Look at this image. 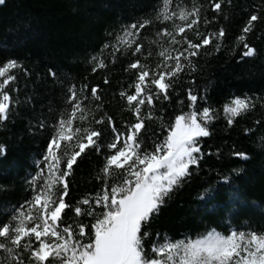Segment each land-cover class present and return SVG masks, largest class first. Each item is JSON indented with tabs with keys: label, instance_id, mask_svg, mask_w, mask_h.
<instances>
[{
	"label": "trees",
	"instance_id": "1",
	"mask_svg": "<svg viewBox=\"0 0 264 264\" xmlns=\"http://www.w3.org/2000/svg\"><path fill=\"white\" fill-rule=\"evenodd\" d=\"M177 5L188 11L200 7L199 30L207 34L223 27L225 37L219 52L209 45L193 58L195 70L186 69L179 76L174 91L169 92L170 101L161 97L156 103L153 115L162 119L145 121L149 127L142 134L143 148L153 150L154 144L167 135L175 116L189 111L188 88L205 98L198 100L196 110L212 107L216 109V119L208 125L211 135L200 138L206 154L200 167L191 169V177L172 193L159 215L144 229L151 234L144 242L149 251L153 243L166 235L185 239L213 229L228 232L231 228L264 232V0H231V4H222L220 13L212 10V0H173L169 10L179 11ZM162 7V0H5L0 5V65L15 59L27 70V74L14 71L17 79L10 88L18 89L13 97L21 103L10 120L0 125V146L6 150V154L0 155V187L5 189L0 191V223L9 219L6 214L12 206L19 207L32 198L28 180L37 171L36 162L52 135L51 128L41 130L36 125L40 120L46 125L55 124L61 112L71 109L66 104V89L71 84L78 87L86 84L89 97L91 89L99 86L100 101H86L84 106L93 111L95 119L105 113L107 116L105 125H93L105 130L101 151L87 150L67 178L66 203L76 206L78 201L101 191L104 184L101 169L106 157L112 154L106 147L113 139V133L107 130V117L122 132L126 131L125 122H136L126 100L119 95L121 91L128 94L135 91L129 85H134L136 71L126 69L137 59L150 71L155 69L162 63L158 55L161 47H169L167 38L156 35L163 28L172 31L174 27L171 21L161 23L156 19ZM254 13L260 19L247 34L246 42L257 53L241 60L244 47L237 37ZM205 18L210 23L205 24ZM144 20L153 23L140 30L138 38H130L143 45L141 53L133 55L136 44L129 49L121 46L113 62L111 45L116 43V36L126 26ZM175 23L182 24L178 18ZM185 34L193 42H199L191 32ZM106 43L110 45L108 49L103 48ZM98 54L106 67L94 72L98 62L91 61V57ZM49 69L56 72L55 79L49 75ZM245 96L252 97L256 106L230 126L223 107L233 98ZM97 104H102V108L97 109ZM148 111L145 103L142 115ZM233 153H246L249 158L244 160ZM108 183L111 186L113 181ZM208 188L216 189L213 196L199 199L200 193ZM232 192L239 194L238 200L229 195ZM63 221L74 228L77 223L85 224L87 236L91 237L93 217L77 218L69 209ZM23 258L30 260L27 252H23Z\"/></svg>",
	"mask_w": 264,
	"mask_h": 264
},
{
	"label": "snow or ice",
	"instance_id": "2",
	"mask_svg": "<svg viewBox=\"0 0 264 264\" xmlns=\"http://www.w3.org/2000/svg\"><path fill=\"white\" fill-rule=\"evenodd\" d=\"M225 2L231 4V0H212V10L220 13ZM4 3L5 0H0V5ZM172 3L173 0H162L163 7L156 16L161 23L171 21L174 26L172 31L163 28L156 34L161 39H168L169 47L162 46L158 53L162 63L150 71L137 59L126 69L136 71L135 83L129 85L135 91L133 94L121 91L119 95L126 100L136 122H125L123 127L126 131L122 132L112 118L107 117V130L113 133V139L106 147L112 154L106 157L101 169L104 184L100 192L83 198L76 206L66 203L65 198L69 194L67 178L72 174L78 158L89 149L100 152L102 148L100 141L105 130L93 125H105L107 114L95 119L93 111L84 106L86 101H100L99 86L91 89L89 97L86 84L79 87L71 84L66 89V104L71 105V109L61 112L55 124L46 125L44 120H40L36 125L41 130L51 128L52 135L44 154L36 162L37 171L28 180L32 198L19 207L12 206L6 214L9 219L0 223V250L7 254V258L0 259V264H24L23 252L28 253L30 264H264V233L232 230L224 235L213 229L195 239L172 241L165 238L162 243H153L150 251L145 249V239L151 234L144 229L159 215L172 193L191 177V169L200 167L206 155L200 138L211 135L208 125L216 119V109L212 107L196 110L198 100L205 98L193 94V89L188 88L189 111L175 116L167 128V135L154 144V150L143 148L142 134H146L149 127L145 121L162 119L153 115L156 103L161 97L170 101L169 92L174 91L179 76L186 69L195 70L193 58L201 55V49L209 45L219 52L225 37L223 27L218 32L207 34L199 30L200 7L188 11L177 5L179 11H170ZM176 18L182 24H176ZM259 19L257 14H252L242 34L237 37L244 47L241 60L257 53L246 39ZM152 23L151 20H144L126 26L123 33L116 36V43L111 45L112 61L115 62V53L121 50V46L129 49L136 44L133 55L141 53L143 45L130 38H138L140 30ZM204 23L210 21L205 18ZM186 31L191 32L199 42L188 39ZM109 47L107 43L103 46L104 49ZM91 61L98 62L94 72L97 68L106 67L99 54L92 56ZM15 70L27 74V70L15 59L0 65V125L10 120L14 109L21 103L13 97L18 89L10 88L16 83ZM49 75L56 78L52 69H49ZM104 83L107 84L108 80L105 79ZM145 103L149 111L142 115ZM178 103L183 105L184 101ZM255 106L256 101L252 97H235L224 105L223 112L231 126L237 117ZM96 107L102 108V104ZM90 115L92 119H89ZM83 124L87 126L82 127ZM4 154L6 150L0 146V155ZM233 155L244 160L249 158L246 153ZM41 164L44 167H40ZM233 171L238 174V170ZM109 180L113 181L111 186ZM4 190L0 187V191ZM215 191L208 188L200 193L199 199L211 198ZM229 195L239 199L237 192ZM97 208H102L103 212L97 213ZM69 209L77 218L85 215L94 218L91 237L87 236L85 224L77 223L74 228L63 221ZM85 239H88L87 243Z\"/></svg>",
	"mask_w": 264,
	"mask_h": 264
},
{
	"label": "rangeland",
	"instance_id": "3",
	"mask_svg": "<svg viewBox=\"0 0 264 264\" xmlns=\"http://www.w3.org/2000/svg\"><path fill=\"white\" fill-rule=\"evenodd\" d=\"M197 111H200V110H197ZM147 150H148V151H152V150H149V149H147ZM153 150H154V149H153ZM61 169H62V168H61ZM96 211H97V213H102V212H103V209H102V208H101V209H97ZM94 222H95V220H94ZM62 226H63V225H62ZM232 230H236V229L231 228L230 231H228V232H220V231H218V230H216V231H217V232H220V233H222V234H224V235H228ZM237 231L239 232V230H237ZM208 232H209V231H208ZM208 232H206V233H208ZM243 232L248 233V232H253V231H251V229H246V230H243ZM206 233L199 234V235H197V236L189 237V238H193V239H195V238H197V237H199V236L205 235ZM256 233H257V234H261V233H264V232H261V233L256 232ZM165 238H167V239H169V240H172V241L182 240V238H176V239H173V238H170L169 236L166 235L165 237L158 239L155 243H162V242L164 241ZM84 242L87 243V242H88V239H85ZM34 244H35V242H34ZM0 253H1V254H0V259L7 258V254L4 253L2 250H0ZM23 262H24V264H30V260L26 261L24 258H23Z\"/></svg>",
	"mask_w": 264,
	"mask_h": 264
}]
</instances>
